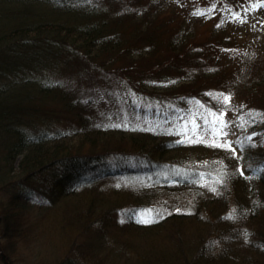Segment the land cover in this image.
<instances>
[{
	"label": "trees",
	"instance_id": "16d2710c",
	"mask_svg": "<svg viewBox=\"0 0 264 264\" xmlns=\"http://www.w3.org/2000/svg\"><path fill=\"white\" fill-rule=\"evenodd\" d=\"M206 1L208 38L180 0H0L5 264L46 221L85 259L37 264H264V0ZM192 106L243 119L240 153L153 120Z\"/></svg>",
	"mask_w": 264,
	"mask_h": 264
},
{
	"label": "rangeland",
	"instance_id": "374dc122",
	"mask_svg": "<svg viewBox=\"0 0 264 264\" xmlns=\"http://www.w3.org/2000/svg\"><path fill=\"white\" fill-rule=\"evenodd\" d=\"M221 1V0H219ZM27 3V2H26ZM179 3H182L181 6H178L180 9H185L190 11L193 7L194 17L196 18L200 12L205 11V16L212 5L209 4L206 0H180ZM25 4V3H23ZM23 4H14V7L23 8ZM192 4H194L192 6ZM27 5V4H26ZM48 6V4H47ZM4 7V4H0V8ZM34 8L41 9L39 4H33ZM203 8V10H202ZM46 9V5H44ZM171 9V8H170ZM175 9V8H174ZM201 9V11H199ZM32 9L29 10V14ZM214 13V17L208 20L206 23L202 24L201 19H198L195 23L196 31H199L201 34L200 37L208 38L211 34L210 28L217 22L222 19L221 15L226 12L223 10V5L217 6L211 10ZM170 10H167L164 14L169 15ZM207 12V13H206ZM220 15V16H219ZM220 17V18H219ZM249 22L251 24L250 29L259 33V36L264 34V14H252L249 17ZM12 23H15L14 21ZM5 24V20L0 18V25ZM13 81V80H12ZM11 81V82H12ZM19 85L16 83H10L9 91L15 92ZM25 88H23L24 90ZM187 114L180 115L178 120H172L169 124H164L159 118H155L154 122L157 124L164 125L166 127V133L172 136H182L187 138L191 142H205L207 144H221L227 145L226 148H231L235 152L241 151V144L243 143V134L240 130L245 124L243 119L237 118L232 112H224L220 114L212 113L214 123L208 118L206 113L200 108V110L195 109V106H192L188 109ZM239 120V121H238ZM213 127H212V125ZM215 142V143H213ZM225 147V146H224ZM143 219L150 220V216L138 213L136 219L140 217ZM42 227H36L35 236L32 240L23 239L21 243L18 244L19 248H22L20 258L17 259V264H37L39 257H42L46 260H52L53 263L58 262L69 256L70 254L79 258V260L85 259L84 254L74 253V245L80 242L79 236L75 235L74 231L67 230L63 227H56L52 230L51 224L49 222H43ZM78 231V230H77ZM78 236V238H77ZM130 255L134 253V249H130ZM143 252V250H140ZM136 255V254H134ZM138 257L142 256L141 253H138ZM144 256L148 258V255L144 253ZM104 259V258H102ZM105 264L107 261L105 260ZM0 264H5L3 259H0ZM12 264H14L12 262ZM85 264V263H83ZM87 264H94V261L87 258ZM148 264V263H145Z\"/></svg>",
	"mask_w": 264,
	"mask_h": 264
},
{
	"label": "snow or ice",
	"instance_id": "6c2138e0",
	"mask_svg": "<svg viewBox=\"0 0 264 264\" xmlns=\"http://www.w3.org/2000/svg\"><path fill=\"white\" fill-rule=\"evenodd\" d=\"M224 100H225V102H227L229 100V97H224ZM213 143H215V142H213ZM216 146H221V145H216ZM223 146L227 147V145H223ZM141 222H143V223H149L151 221L150 220H147V219H142Z\"/></svg>",
	"mask_w": 264,
	"mask_h": 264
}]
</instances>
